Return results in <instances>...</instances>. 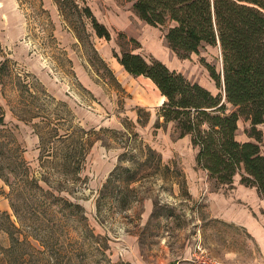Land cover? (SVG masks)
Returning a JSON list of instances; mask_svg holds the SVG:
<instances>
[{
	"label": "rangeland",
	"instance_id": "374dc122",
	"mask_svg": "<svg viewBox=\"0 0 264 264\" xmlns=\"http://www.w3.org/2000/svg\"><path fill=\"white\" fill-rule=\"evenodd\" d=\"M42 1L44 8H49L50 15L44 11ZM72 1L80 6H90L95 16L110 29L112 39L97 37L90 19L74 11L72 3L64 7L65 14H62L50 0H0V65L7 57L18 62L15 74L11 72L5 76L3 83L0 76V114L5 113V123L14 133V141L7 133H0V159L11 163L19 162L22 157L31 172L41 178L40 183L46 189L50 187L42 178L48 179L55 193L82 206V210L74 209L77 217L65 218L47 207L35 206L44 196L33 197L28 192L24 193L28 197L26 200L22 196H10V185L0 177V212L10 213L21 228V238L29 235L28 240L33 245L24 250L26 262H22L23 258L17 262L42 264L35 252L44 250L41 245L44 242L54 251L52 263L113 264L128 261L131 247L123 243L126 235H138L145 258L159 261V264L177 261L192 264L191 254L198 241L226 264L264 262L258 241L242 225L226 220L234 210L241 215L248 212L249 223L258 220L264 225V204L256 189L240 184L238 175L232 188L219 186L209 179L196 164L197 150L190 138H179L173 122L158 125V108L165 99L156 85L143 76L129 74L114 56V50L120 52L133 48L134 52L161 59L170 68L182 71L188 78L216 92L215 82L203 62L219 67L220 49L207 45L197 54L180 58L167 44L166 29L143 22L134 12L132 2ZM71 29L82 35L81 41ZM120 32L136 39L139 46L119 37ZM52 33L56 38H52ZM63 47L72 58L73 69L69 67ZM44 62L52 71L50 75H55L68 86L66 98L74 100L68 104L75 115L68 106L46 96L44 88L49 92L50 89L37 75ZM27 72L37 76L42 83L32 74L26 77ZM23 79L30 83L34 95L23 87ZM12 109L27 117L33 114L38 117L25 122L19 120ZM81 110L89 112L82 116ZM100 122V126L109 129H113L110 125H120L121 129H115L125 131V135L113 136L110 131L92 134L91 140H98L89 150L85 163L84 160L78 163L77 157H81L77 156L78 149L71 152V163L64 161V145L55 148V156L47 159L42 156L43 147L55 133L53 123L61 125L60 134H63L65 129L78 126L99 130L97 124ZM239 125L238 138L248 139L245 129L249 122L242 119ZM129 138L132 146L141 142L152 146L162 154L164 163L171 164L175 160L185 178H178L181 181L178 184L170 178L152 177L148 172L154 168L139 166L128 155L123 165L146 178L133 182L125 195H122L126 190L122 182H116L117 196L105 191L106 197L98 201L99 191L118 163ZM15 141L22 152H17ZM77 165L79 175L75 172ZM12 199L19 206L17 213L12 208ZM147 200L153 204L158 202L155 208L159 211L154 217L150 215L148 220L143 216ZM9 245L8 233L0 231V247ZM187 251H190V258L185 255ZM0 264H8L2 249Z\"/></svg>",
	"mask_w": 264,
	"mask_h": 264
},
{
	"label": "trees",
	"instance_id": "16d2710c",
	"mask_svg": "<svg viewBox=\"0 0 264 264\" xmlns=\"http://www.w3.org/2000/svg\"><path fill=\"white\" fill-rule=\"evenodd\" d=\"M53 1L62 14H65L64 7L72 3L75 7L74 11L81 12L90 19L91 27L97 37L108 41L112 39L110 29L95 16L90 6H80V3L72 0ZM128 1L132 2L134 12L143 22L166 29L167 44L180 58L197 54L207 45L220 49L219 67L207 61L203 62L215 82L216 92L199 81L188 78L182 71L170 68L161 59L134 52L133 48L122 49L120 52L114 50V56L129 74L135 77L143 76L156 85L165 99L158 108V125L173 122L174 130L179 138L190 137L193 148L197 150L196 164L207 173L209 179L216 181L219 186L232 188L235 177L238 175L241 184L256 188L259 196L264 200V0ZM43 5L42 1L44 11L50 15V11ZM71 30L81 41L82 35L75 29ZM119 37L134 42L135 47L139 46L136 39L128 37L124 32H120ZM52 38H56L53 33ZM63 51L67 56L70 69H73V61L64 47ZM17 65L16 60L8 57L1 62L2 83L5 76L11 75V72L12 75L15 74ZM29 74L32 73L27 72L26 77H29ZM32 75L34 79L42 83L37 76ZM22 81L23 87L34 95L30 91V83L27 79ZM44 90L46 96L69 107L66 101L57 99L46 87ZM69 110L72 111L71 108ZM12 111L19 120L25 122H31L38 117L34 114L27 117L15 109ZM72 113L75 115L73 111ZM4 116L5 113L2 112L0 126L3 128H0V133H7L13 137L14 141L13 130L5 123ZM57 119L60 123V115ZM242 119L249 122V127L245 129L248 136L246 140L238 138L239 123ZM59 123L52 124L55 133L43 147L42 156L45 159L55 156V148L64 145L66 149L62 156L64 161L68 160L71 163V152L78 149L77 156L81 155L77 157L78 163L82 160L85 163L89 150L98 140L92 141V134L110 131L113 136L125 135V131L108 127H100L99 130L92 127L87 130L82 126L67 128L63 134H60ZM40 137L43 143V137ZM15 144L17 152H22L16 141ZM128 155L135 159L139 166L148 165L149 168H154L148 172L152 177L170 178L178 184L181 182L178 178L183 180L185 178L175 160L171 164L164 163L162 154L152 146L144 142L132 146L131 138H129L125 150L119 155L118 163L99 191L98 201L106 197L105 191H108V194L111 193L113 197L117 196L119 190L115 185L116 182L118 184L122 182V186L126 188L122 191V195H125V191L130 189L133 182L146 178L142 174L138 176L137 170L123 165V160ZM141 156H145V159H141ZM75 172L79 175L78 165ZM0 177L10 185V196H22L24 200L28 198L24 194L27 192L33 197L44 196L43 200L36 203V207H47L53 212L61 213L65 218L77 217L75 208L82 210L78 202L55 193L48 179L42 178L50 187L46 189L40 183L41 178L31 172L22 157L19 162L11 163L0 159ZM118 187L121 189V184ZM157 205L158 202L155 203L156 208ZM12 208L16 213L19 211V206L13 199ZM156 208L152 217L159 213ZM0 231H5L10 237V245L6 248L0 247L5 254V261L8 264L25 263L24 250L33 245L28 240L29 235L21 238V228L15 224L7 211L0 212ZM41 245L44 250L40 249L35 253L41 258L42 264H57L51 262L54 253L51 246L46 242ZM105 248L108 246L105 245ZM19 258H23L22 262H17ZM113 264L132 263L122 260Z\"/></svg>",
	"mask_w": 264,
	"mask_h": 264
},
{
	"label": "crops",
	"instance_id": "0c3cea01",
	"mask_svg": "<svg viewBox=\"0 0 264 264\" xmlns=\"http://www.w3.org/2000/svg\"><path fill=\"white\" fill-rule=\"evenodd\" d=\"M50 1L53 3V7H54V5L56 6V4L54 3L53 0H50ZM47 9L49 10L48 7H47ZM47 66H48L47 63L44 62L42 64V67H39V70H38L39 74H37V75L48 86V89H50L51 94L54 95L57 99L64 100L67 103L74 102V100L71 99L70 97L66 98V97H68L66 94L68 91L67 90L68 86L64 82H61L60 79H58L54 74H53L54 76L52 77L50 75V72H52V71ZM79 112L82 113L81 114L82 116H85V114H88L89 111H82L81 110ZM101 120H103V118ZM102 123H103V121H102ZM102 123L100 122L97 125L100 126ZM103 125H107V124H103ZM100 127H103V126H100ZM110 127H112L113 129H115V128L121 129L120 125H115V124L110 125ZM122 127H123V125H122ZM185 137H189V136H185ZM195 160H196V156H195ZM261 200L263 201V204H264V200L262 198H261ZM154 208H155V204H153L152 201L147 200L144 202L143 216L146 218V220H148L149 217L151 218L150 215H152ZM241 214L242 213H236V212H234V210H231L230 214L227 215L226 220L234 222L235 224L242 225L246 229V231L249 232L258 241V244L260 245L261 251L264 253V225L261 222H259L258 220H253L249 223L248 222V212H244L243 213L244 216ZM243 217H245V218H243ZM138 238H139L138 235H132V237L126 235L124 237L123 243L127 244L129 247H131V249H130L131 251H129V256L126 255L127 260L130 261L132 264H159V261H151V260L145 258V255L143 253V248L140 246V244L138 242ZM124 246H126V245H124ZM140 247H141V249H140ZM189 253H190V251H187V253L185 255H186V257L190 258ZM166 264H168V263H166ZM172 264H185V263L181 262V261H177L176 263H172Z\"/></svg>",
	"mask_w": 264,
	"mask_h": 264
},
{
	"label": "built area",
	"instance_id": "2783aa9c",
	"mask_svg": "<svg viewBox=\"0 0 264 264\" xmlns=\"http://www.w3.org/2000/svg\"><path fill=\"white\" fill-rule=\"evenodd\" d=\"M191 262L192 264H226L213 255L202 241L196 243L191 254ZM257 264H264V262H258Z\"/></svg>",
	"mask_w": 264,
	"mask_h": 264
}]
</instances>
